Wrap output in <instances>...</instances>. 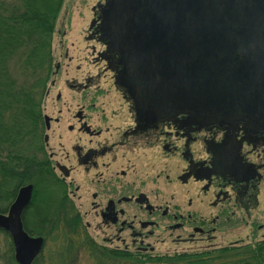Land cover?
Returning a JSON list of instances; mask_svg holds the SVG:
<instances>
[{
    "label": "flooded vegetation",
    "instance_id": "af4514ba",
    "mask_svg": "<svg viewBox=\"0 0 264 264\" xmlns=\"http://www.w3.org/2000/svg\"><path fill=\"white\" fill-rule=\"evenodd\" d=\"M65 1L0 216L32 187L41 264H264V0H89L81 44Z\"/></svg>",
    "mask_w": 264,
    "mask_h": 264
},
{
    "label": "trees",
    "instance_id": "16d2710c",
    "mask_svg": "<svg viewBox=\"0 0 264 264\" xmlns=\"http://www.w3.org/2000/svg\"><path fill=\"white\" fill-rule=\"evenodd\" d=\"M12 2H0V144L19 139V133L25 140L34 130L52 72V38L63 0ZM4 255L8 264H18L13 247L0 250V259ZM41 263L39 257L33 264Z\"/></svg>",
    "mask_w": 264,
    "mask_h": 264
},
{
    "label": "water",
    "instance_id": "95a60500",
    "mask_svg": "<svg viewBox=\"0 0 264 264\" xmlns=\"http://www.w3.org/2000/svg\"><path fill=\"white\" fill-rule=\"evenodd\" d=\"M131 81L135 83V77H132ZM136 99L143 100L145 97L139 93ZM161 109H163L162 112H160ZM164 109V106L154 104L153 115L155 116V113L158 112L163 114ZM31 194L32 187H26L22 189L16 203L12 208L11 216H0V226L8 230L12 235L15 245V260L18 264H33L35 259L40 255L44 243V239L42 237H30L24 230L22 221L20 219L23 208L31 199Z\"/></svg>",
    "mask_w": 264,
    "mask_h": 264
},
{
    "label": "rangeland",
    "instance_id": "374dc122",
    "mask_svg": "<svg viewBox=\"0 0 264 264\" xmlns=\"http://www.w3.org/2000/svg\"><path fill=\"white\" fill-rule=\"evenodd\" d=\"M6 1L13 3L12 0H0V2H6ZM92 4H93V1L91 2L89 0H66L64 3V8L59 17L58 27L60 28V26L63 25V22L69 23L70 25L68 24V27H67V30L69 26L71 27L69 30V34L73 38H75L76 36L77 37L79 36L80 44L85 43V40L82 37V35H83L84 28L90 19V13H91L90 9H91ZM86 60L87 62L89 61V63H91L90 57L89 59H86ZM82 61L84 64H86L84 62L85 60H82ZM88 69L90 70V72L94 70L90 66H88ZM6 239L7 237L0 235L1 243L5 242ZM0 264H8L7 259L6 258L0 259Z\"/></svg>",
    "mask_w": 264,
    "mask_h": 264
}]
</instances>
